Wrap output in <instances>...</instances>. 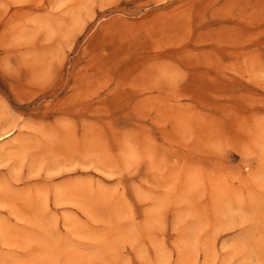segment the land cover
<instances>
[{"label":"rangeland","instance_id":"obj_1","mask_svg":"<svg viewBox=\"0 0 264 264\" xmlns=\"http://www.w3.org/2000/svg\"><path fill=\"white\" fill-rule=\"evenodd\" d=\"M0 264H264V0H0Z\"/></svg>","mask_w":264,"mask_h":264}]
</instances>
